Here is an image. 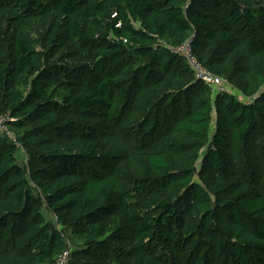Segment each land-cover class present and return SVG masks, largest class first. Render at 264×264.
<instances>
[{
	"label": "trees",
	"instance_id": "obj_1",
	"mask_svg": "<svg viewBox=\"0 0 264 264\" xmlns=\"http://www.w3.org/2000/svg\"><path fill=\"white\" fill-rule=\"evenodd\" d=\"M188 40L264 91V0H0V264H264V93Z\"/></svg>",
	"mask_w": 264,
	"mask_h": 264
},
{
	"label": "built area",
	"instance_id": "obj_2",
	"mask_svg": "<svg viewBox=\"0 0 264 264\" xmlns=\"http://www.w3.org/2000/svg\"><path fill=\"white\" fill-rule=\"evenodd\" d=\"M172 52L175 54H178L185 58L187 61L190 69L193 71L196 79L202 83H204L213 94H224V93H230L228 92L229 85L227 80L220 78L219 76H216L209 72L207 69L203 67V65L195 58L193 55L192 47H191V41H186L183 45L177 48H170ZM0 133L5 134L8 138H10L13 143L16 144L17 148L19 150L21 149L20 144L16 140L13 133H11L8 128L5 126V121L0 120ZM56 264H71L69 262V255L67 252H61L57 259Z\"/></svg>",
	"mask_w": 264,
	"mask_h": 264
},
{
	"label": "rangeland",
	"instance_id": "obj_3",
	"mask_svg": "<svg viewBox=\"0 0 264 264\" xmlns=\"http://www.w3.org/2000/svg\"><path fill=\"white\" fill-rule=\"evenodd\" d=\"M51 20H54V21H50L47 25H46V27L45 28H41V29H39V28H35V29H33V32H31V37H33L35 40H38L40 43H38L39 44V46H38V51L40 50H42L43 49V43L44 42H42V41H45V40H41V34H42V32H46L47 30H49L50 28H51V23L54 25V24H56V23H58L56 20H58L57 19V17H53V18H50ZM49 20V19H48ZM221 78V77H220ZM228 82V81H227ZM228 84H230L229 82H228ZM228 92H230V94H236L237 96H238V98H240V99H242V101H244L246 104H248V103H251V102H253V101H255V100H257V98L261 95V93H264V91L262 92V91H259V92H257L255 95H253V96H251L250 98L249 97H247L246 95H244V93L241 91V90H239L238 88H234V86L233 85H229V88H228ZM213 94V93H212ZM213 95H218V94H213ZM28 158H29V156H28V154L26 153V152H24V151H20L19 152V154H18V160H19V163H20V165H22V167H24L25 168V166H26V162H27V160H28ZM72 245L71 244H69V243H66V245H65V248H64V250H63V252L65 251V252H67L68 253V255H69V262H71V260H72V255H73V250H72Z\"/></svg>",
	"mask_w": 264,
	"mask_h": 264
}]
</instances>
